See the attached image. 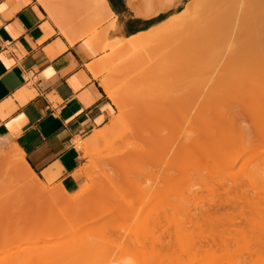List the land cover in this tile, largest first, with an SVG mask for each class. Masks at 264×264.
Returning a JSON list of instances; mask_svg holds the SVG:
<instances>
[{"label": "bare ground", "instance_id": "obj_1", "mask_svg": "<svg viewBox=\"0 0 264 264\" xmlns=\"http://www.w3.org/2000/svg\"><path fill=\"white\" fill-rule=\"evenodd\" d=\"M89 1L91 3V6L94 9H97V11L99 9L103 14H107L108 17L110 16V14L113 13L107 0H89ZM145 1L149 3L146 11L144 12L146 15L147 14L150 15L149 13L153 12V9H155V7H157L159 4L166 5V2L162 3V0L157 1V2H153V0H145ZM199 1L200 0H190L185 5V7L177 13L179 16L177 15L178 17L175 20L170 21L168 18L170 22L167 20L166 22L167 24L164 22L165 24L164 23L163 25L161 24L162 26L160 25H159L160 27L156 26V28L162 27L161 28L162 32H160V29L159 30L158 29L155 30L154 28L150 29V32L152 33L155 32L154 33L155 35L152 34L153 38L154 36H158L159 34L164 33L170 29L176 28L180 24H185V25L187 24V26L191 25L192 27L199 28L200 31L198 33V36H199L198 38L201 41H205V42L211 41L216 36L217 32H219V29L222 27L223 24H225L226 26L227 25L229 26L230 33L233 35L234 38L236 37V35L237 37L238 36L241 37L243 35H245L246 37L247 36L251 37V33H253V35L255 36L256 34L261 35L262 32H264V0H206V1L204 0L205 5H202L203 4L202 2H201L202 4L200 5V6H203L202 12L199 14H196V16L194 15L195 16L194 18V16L191 15V12H192L191 8L197 6V3ZM39 2L43 6L48 7L47 3L44 0H39ZM170 2L169 4H171ZM176 3L177 1L172 4H176ZM129 6L138 15L139 11L135 9V7H133L130 1H129ZM137 6L138 5H136V7ZM223 7L226 10L225 11L226 15L220 16V14L222 13ZM193 13H197V12H193ZM112 23L114 22L112 21L110 23L111 27L113 26ZM157 31L159 32V34L156 33ZM244 31H247V33L245 34ZM139 34H137L138 36L136 35L134 37L132 36V37L127 38V41L121 40L122 42H124L123 44L121 41L116 42L118 39L112 42V44L116 43L118 45V46L116 45L117 49L118 47L120 48L122 47L121 51L123 49H125L123 51H126L127 48L130 50L135 49L134 47H139L142 45V44L140 45L138 42L140 41L142 42V40L144 41L143 35L145 34L144 33H142V35L141 34L139 35ZM135 43L136 45L138 44V46H135ZM176 50L177 48L174 49V51ZM233 51L236 52L238 50L237 49L232 50V52H230L229 55L228 53L227 54L225 53L226 55L229 56L228 58H231L230 55H232ZM239 52L237 55H239ZM259 52H261V50H259ZM176 53H173V55ZM245 53L243 56H245ZM179 54H180V51L178 50V55ZM246 55H248V53ZM256 55H257V52H256ZM261 55H262L261 53L258 54L259 57ZM176 56L177 55H175V58L173 57L175 60L178 59V57L176 58ZM240 57H241V53H240ZM261 63L262 64L264 63V59L262 60ZM173 68H171V70L174 71L173 73L177 75V73H175L177 70L176 66H175L176 70ZM252 70L254 71V69ZM262 70H264V68H262L261 70L255 69V71H258L255 76L256 77L259 76V78L261 77L260 80L256 79V82L258 83L260 81V84L259 83L257 84L256 82L250 83L251 81L249 80V78L247 79L248 84H246L245 80L247 76L246 77L243 76L244 78L243 77L242 78L244 79V81L241 79L240 83L238 82L239 86L228 87L230 86V84H228L226 85L228 88H226V86L225 87L222 86L219 88L216 86H212V87H209L210 89L209 88L202 89L198 93L199 97L201 96L202 99L198 101L199 103L198 102L196 103V105L194 106L195 109L190 108V111H189L185 106H176L173 109L170 107L172 110L167 111V114H166L167 117L165 121H162V122L158 121L159 123L158 122L155 123L154 127H156L157 130L152 128L153 133H151L152 131L150 132L152 136L149 135L150 137L145 138L146 142L149 141L150 147L147 148L148 147L147 146L144 148L141 146L142 144L138 145V148L136 146V148L138 149V152L135 151L136 154L138 153L137 158H134L135 156L132 155L133 156V157L131 156L132 159L128 161L129 157L126 155V157H128L127 159L125 155L122 156L123 153L119 154L120 157L122 156L123 161H121L122 159H119L120 160L119 161L118 159H116V157H113L114 158L113 162H115V160L117 162L118 160V163H117L118 166L116 167V169L114 168L115 170H113V168H110L111 170H105V171L101 170L102 171L101 173L99 172V174H96L97 176L99 175L98 176L99 179L97 178V176L91 175V173L89 172L91 176L90 178L91 180H94L92 179V177L95 176L96 178L95 180L98 182L102 181L103 183L104 182L110 183L111 187L113 185V187L115 188L116 193L117 191H119V190H116L117 187L119 188L122 187V189L121 188L120 189L125 191L124 189H127V187L129 186H127L126 188L124 187L126 185H129V183L134 184L132 186L133 187L135 186L136 188H138L137 186L140 187L141 183H142L141 186H143V184L147 183L149 178L151 179V175H152L154 178L153 183H152L153 185H151V188L149 189L150 184H148L149 187L147 189L150 191L153 190L152 191L153 194L155 193V191L156 193H158V191H160L163 194L167 193V195L165 194L163 198H165V196L166 198H168L169 196L168 193L171 195L169 196V200H165L166 202L164 201V199L162 200L164 201V203L163 202L161 203L159 201V196L161 195L160 192L158 193L160 195H157L158 197L156 196L155 199L153 198L152 195L150 196L153 198L150 201H153L152 202L153 204L151 205L153 209L152 208L151 209L154 210V212L150 210V213L152 211V214H153V216L150 215V219L152 218L153 220L152 219L150 220L152 222V225L151 227L149 226L150 227L149 230H151L152 228L151 230L152 232L150 233L151 234L150 245H148L149 247L148 246L147 247L148 249H151V251L153 250L152 252L149 250V253L151 252L153 254L148 256V249H146V247H144L145 245L143 244L144 240L143 242H141V240L145 236L143 234H146L145 232H143V234L140 233L143 236V238L141 236L142 238L141 240L138 241L136 240L137 238L135 239L136 247H137V244H138V247H141V248H137L136 256L131 254L130 251H127L130 253L126 252L127 255L131 254L130 257L133 255V258L135 259H137L136 257L138 255L141 256V254H138L139 252L143 253L142 255H145V257L143 256L141 260L140 259L141 257L139 258L138 256L139 260H136V261L139 262L141 260L144 263H140L141 262L140 261L138 264H176V263L177 264L178 263L179 264H192V263L196 264L197 262H198L197 264H203V263L204 264H224V263L225 264H264V221H263L264 214L262 215V217L259 216V214L261 215L262 213H264V86H263L264 80H262L264 79V75H263L264 72L262 74ZM259 72L261 73L258 74ZM261 74L263 77L260 76ZM253 75L254 74H252V76ZM252 76H249V77H252ZM255 78H254V81H255ZM261 81L263 83H261ZM242 82H245L244 83L245 85H240L242 84ZM236 84L237 83L235 82V85ZM104 88L107 94L109 95V97H111V99L117 106L118 114L116 118L110 123V126L108 127L107 130H104V131L96 130V132L91 136V138L89 137V139L85 140L81 144V147L84 149L88 148L90 144L100 139L105 138V135H107L108 130L111 128L113 129L114 126L117 125V123L120 121L122 116L127 112L125 104H127L126 102H129V101L125 99L126 97L125 94H122V92L117 90L114 86L106 82L104 83ZM212 98H213V101H211ZM173 101L174 100H172V102ZM172 105L175 106L174 103ZM192 109H194L195 115L193 114V112L191 114ZM189 113L193 116V118H191L192 116H190L191 119L188 120L187 116H189ZM186 120L189 123L188 128L189 127L191 128H189L187 130V134L184 137H182L181 135H178L177 130L180 129V127L182 126L181 124L187 123ZM248 120H252L253 123L252 121H251V124L247 123L246 121ZM192 126L193 127L195 126L197 128L195 127L192 128ZM132 132L134 131L132 130ZM132 132L131 134L129 132L128 133L131 136H133ZM126 135L128 134L126 133ZM143 140H144V137H143ZM137 149L131 150V153ZM199 149L201 150V152L197 155L196 154L193 155L195 153L194 151L199 150ZM148 150H152L154 151V153ZM172 150L175 151V154L173 153L174 155H169V153ZM233 151H238V152L236 154L235 153L231 154ZM253 151H254V154H252ZM124 153L126 154V152ZM131 153L129 154V156L131 155ZM157 154L163 155V156L159 155L161 156L160 157L161 159H157L159 158L158 156H155ZM6 156L8 157L7 159L11 158V160L13 161L14 163L13 165L15 167V169L13 170L17 172L15 174L16 175L18 174L17 177L20 178V179L18 178L19 180L24 182L29 187L38 186L34 182L37 180L36 176L33 173H31V171L27 168V166L23 163V161H21L22 156L18 152L17 147L15 145L7 148ZM245 156H247V158L246 160H244V163H242L244 168H241L235 172H230V170L227 169L228 166L230 167L235 162H237L239 159H243ZM151 157L154 159V161L151 159ZM117 158L119 157L117 156ZM107 161L109 160L107 159ZM144 161H146L147 164L149 163L151 165L153 162H155L153 163V168H151L153 171H151L150 167H148L149 164L147 165V167L146 166L144 167V165H146L144 164ZM212 163L217 165L218 168L214 169L213 167L214 170H210L209 165H211ZM111 165H112V162H111ZM111 165H109V167ZM159 165L163 166L162 169H164L166 173L164 175V178L162 176L157 175L158 171L155 174L156 170L157 169L159 170V168L156 169L155 166L157 167ZM183 166L187 167V170L184 169L185 170L184 173L181 172ZM180 167H181V170L179 169L180 170L179 172L177 170L178 174L180 175L182 173L185 175V173H187L188 175L186 177L183 175L182 178H180L181 176L179 177L178 174L176 175L177 172L175 169H178ZM147 168L150 170L147 171ZM172 168H175V169H172ZM143 169H144L143 172L145 171H147L148 173L150 172L149 174L151 175H148V173L145 175L143 174V172L141 173ZM171 169L175 170L174 171L176 172L174 173L175 175H173V173H168V171L170 172ZM162 172L163 170H161L159 174H161ZM142 174H143V177L149 176L146 182H144V180L146 179L142 177ZM189 174H194L197 177L196 182L198 183L200 182L201 184L191 185V183L193 182H187L191 180L189 178ZM159 177L164 179L163 182H161L162 179ZM184 177L187 181L183 179ZM141 178L144 180H142ZM179 178L183 180L184 182L182 185L180 184ZM96 181H91V183L93 184ZM149 182L151 183L150 180ZM120 183L122 184L120 185ZM92 184H91V187L95 188L94 187L95 185L93 184L94 186H92ZM135 184L136 185L139 184V185L136 186ZM96 185H97V182H96ZM146 185H144V187ZM217 185H219L220 188H218ZM135 187H134V190L136 189ZM110 188H108V190H111ZM93 190L97 191L96 189H93ZM125 192L119 191L118 194L120 195V193H122L124 195ZM178 192L180 194H178ZM88 193L90 194V191ZM50 194H53V193H50ZM85 194H87V192H85ZM95 194L98 197L101 196L99 192ZM113 194H115V192ZM83 195H81L79 199L77 198L78 200L77 199L73 200L72 198L69 197L68 199L69 201L68 200H62V201L58 200L57 202L55 201L56 204L53 202L55 204V207L57 206L58 202L66 203L68 201L66 204L70 202L73 205L71 210L73 211L74 209V211L73 212L71 211L72 214H68V215L72 216L76 210L77 214L76 213L74 214H76V216L78 215L79 219L77 218L76 221H73L75 224L72 223L71 219H70L71 220L70 222L68 218H67L68 220L66 219V222L69 221L70 223H72L70 224V227L68 226L69 223L65 222L66 225H64L63 220L60 221L63 224L62 226H65V227L68 226V228L67 227L66 228L69 230L70 228L72 230L73 225H74L73 227H76L77 225L83 222V220L81 221L82 214H81V217H79L80 215L79 212L84 213L86 210H88V208H90V204H92L93 202L92 200H93L94 195L93 197H91L92 195H89V196L88 195L83 196ZM107 195L108 194L106 193L103 196L106 197ZM110 195L109 197H111ZM102 198L101 197L98 198L97 201L99 200L100 202V199L102 201ZM96 202H94L92 206L95 208L96 206L98 207L100 205L101 207L102 203L98 202V205H95ZM124 202L125 200L123 201V204ZM120 203L122 204V202ZM131 203H134V202H131ZM131 203L129 204V206L130 205L132 206ZM54 204H52L51 202V205H54ZM146 204H148V202ZM105 205H102V206H105ZM134 205L135 204H133V206ZM59 206H61V204ZM74 206L75 208H73ZM85 206H86V209H84ZM53 207L54 206H52V208ZM93 207L92 209L94 210ZM111 207H113V205ZM166 207L170 209H167ZM34 208L35 206L31 208V211ZM165 208L169 212L166 210L165 212L164 211ZM48 210L50 211L49 208ZM58 210H60L59 211L60 213L64 212L62 211V209H58ZM93 210L91 211L92 213H93ZM44 211L46 212V209ZM52 213L53 212H51V214ZM150 213H148L147 215H149ZM96 214H98V212H96ZM160 214L162 215L167 214L166 218L168 219V221L164 225L160 221V217H159ZM169 214L172 216V218L169 217L170 216ZM52 215L49 218H52ZM74 216L75 215H73L71 218H74ZM94 217L93 219L90 218L91 219L90 221L88 220L91 223V226L92 225L95 227L100 226L98 223H96L98 220L99 221L101 220V219H98L100 215L97 218L96 217L94 218ZM147 217L148 216H146L145 219L148 222ZM171 220L173 221V224H174V230L173 232L169 233L168 227L171 226V223H170ZM139 221H141L140 218H139ZM146 221L144 222L145 224L148 225ZM51 222L52 221H50L49 224H51ZM49 224H47V226ZM141 226L143 227L144 225H141ZM141 226H139V228H141ZM103 227L98 230H97L98 227L95 228L98 232L102 231L103 233L101 232V234H96L92 232L91 235H88L89 234L88 233L87 236L88 237L90 236L89 237L90 240L86 236H83L86 239H82L81 237H76V236L75 238L71 237L73 238L72 241L66 243L68 245V246L66 245V247H68L67 251L63 249L64 252L66 251L64 253L65 259H61L62 257L61 254H58L60 256V260L59 259L57 260L58 257L57 258L52 257L53 259L49 257L51 256L49 255V251L51 250H48L47 247H49L50 244L48 245L46 244L38 245L37 244L36 245L37 243L36 242L37 240H36L34 241L36 243H34L33 245V248L36 250L30 253L27 264H124L120 260V258L118 260H120L121 263L119 261H118L119 263L116 261L117 257L116 259H113L114 258L113 256L116 254L115 253L116 250H118L116 247L119 248L120 245L122 246V243L120 244L118 243V241L114 243V240L110 237L111 235L109 237L113 241L107 238L109 234L106 235V230H104L106 227L104 228ZM36 228L37 230L38 229L41 230L45 228V225H42V226L36 225ZM147 229H148V226H147ZM142 230L145 231L146 228L144 229L143 227ZM164 232L166 233V237H168L167 241L163 240L164 235H165ZM127 233L124 234L123 236L127 235ZM62 234H64V231H58V233L56 234V238ZM116 235L119 236V234H116ZM171 236H172V239H171ZM121 241H124L125 243H127L126 241H128V239L127 240L121 239ZM137 242H139L140 245ZM146 243L149 244L148 241ZM127 245L129 246V244H126V247ZM58 246L62 247L60 242ZM112 246L116 248V250L114 248H111ZM122 247H123V251L125 252L126 247L125 246H122ZM122 247L120 248L122 249ZM164 247L166 249L168 247L169 248L168 250H164L165 249ZM24 248L26 249V247ZM132 248H130V250ZM61 249L62 248H60V250ZM177 249H179L178 252H177ZM146 250H147L146 252L147 254L144 253ZM20 251H22V249H19L16 252H20ZM132 251L135 254L136 251L133 249ZM14 252L6 256H0V260H8L14 254ZM117 253L119 254L118 251ZM120 253H122V251ZM14 255H17V254L15 253ZM46 256L49 257L50 261H48L49 259ZM120 256L121 257L123 256L125 258L124 255H120ZM126 257H129V256H126ZM144 258H146L145 261H143ZM45 259H48V260H45ZM128 260L129 258L125 259V263L126 262L127 264L130 263V261ZM203 260H205V262L206 260L208 261L205 263ZM132 261L133 260H131V262ZM17 264H20L19 260Z\"/></svg>", "mask_w": 264, "mask_h": 264}, {"label": "rangeland", "instance_id": "obj_2", "mask_svg": "<svg viewBox=\"0 0 264 264\" xmlns=\"http://www.w3.org/2000/svg\"><path fill=\"white\" fill-rule=\"evenodd\" d=\"M44 1L48 4L49 8L52 11H54L57 14H59L60 16H62L66 21H68L70 23H75L76 25H85L86 24L87 26L91 27V29L89 30L90 31L89 37L92 34L96 33L99 37L100 44H103V43L107 44L106 47H104L102 49H98V51L102 52V56L98 59V62L101 65V68L99 70V74L101 75V82L103 84V81H105L106 83L114 86L117 90L122 92V94H125V96H126L125 99L129 101V102H126L127 104H125L127 112L125 110L126 113L122 116V118L117 123V125H115L113 129L111 128L108 130L107 135H105V138L100 139V140L90 144L88 146V148H86V149L81 148V144L85 140L89 139V137L84 139V140H77L76 141V147L81 152L82 160H83V164L81 165V167L79 168V170L77 172V176L79 177V179L82 182V188L76 194V196L73 197L72 199L73 200H76L77 198L79 199L81 197L79 195H83V194H84L83 196L92 195L91 197H93V195L95 193L99 192V194L101 196L98 197L95 194L93 197V200H92L93 201L92 204H94V202H96L98 198L103 197L102 201H101V199H100V202L98 200L95 203V205H98V202L102 203V205H105V204L106 205L105 206L101 205V207L99 205L98 207L96 206L94 208L92 206V204H90V208H88V210H86L84 212V213L88 214L87 215L88 219H86L84 222L77 225L76 227H72V230L69 233L70 236L68 239L50 243V246L47 247L48 250H51V251H49V255H51L49 257L51 259H53L52 257H55V258L58 257L57 260L58 259L60 260V256L58 254H61V256L63 257V258L61 257V259H65L64 253L67 251V248H68V247H66V245H67L66 243L71 242L72 239L75 238V236L81 237L82 239H86L83 236L88 237L87 236L88 233H89L88 235H91L92 232L96 233V234H101L102 231H99L100 232L99 233L97 230L101 229L104 225V227H106L104 229V230H106V235L109 234L107 238L110 239V237H111L114 240V243L118 241V243H120V244L122 243V246H125V247H126V244H129V246L127 245L126 248L124 247L125 252L123 251V247L121 245H120V247H122V249L120 247L119 248L116 247L118 250H116V248H114L113 247L114 245H113L111 248H114L116 250V252H115L116 254L113 256L114 257L113 259H116V257H117V260H116L117 262L119 261L121 263V261H122L124 264H127V262L125 263V259L129 258L128 261H130L131 264H135V263L138 264L142 260V257L143 256L145 257V255H142L143 253H141V252L138 253V254H141V256L138 255L139 258L141 257L140 258L141 260L139 262L136 261V260H139L138 256L136 257L137 259L133 258V255L136 256L137 248H141V247H138V244L136 247L135 239L137 238L136 240H138V241L141 240L143 238V236L141 234H143V232H145L146 234H143L145 236L141 240V242H143V240H144L143 244L145 245L144 247H146V249H148V247H149L148 245H150V241H151V237H150L151 234L150 233L152 232L151 231L152 228H151V230H149V229L152 225V222L150 221L152 218L150 219V215L153 216L152 211L154 212V210H152L153 208L151 206L153 204L152 203L153 201H150V200L153 198L155 199V197L157 195L161 194L159 196V201L161 203L162 202L164 203L165 200H169V196H171V195L168 193V195H169L168 198H166V196H165V198H163L165 194L167 195V193H165L166 191L164 192L165 194L161 193L160 191H158V193L160 192V194L156 193V191L153 194V192H152L153 190L150 191L147 189L149 187L148 184H150L149 189L151 188V185H153L152 183H153V179H154L153 176L151 174H149L150 172L148 173L147 171H149L151 168H153V163H155V162H153L152 165L148 163L149 165L152 166L151 167L147 164L146 161H144V164H146V165H144V167L145 166L147 167V165H148V167H150V169L147 168V171H145L146 173L143 172L144 171V169H143L141 171V173L143 172L144 175L148 173V175H151V179H152V180L150 178L148 179L149 176L143 177V174H142V177L144 179H146V180H144L141 178L142 180H144V182H146L148 179V181L146 183L147 185L143 184V186H141L142 183L141 184L139 183L140 187H142V188H140L139 186H137L139 184H137V185L135 184L138 188H136L134 186L136 188L134 190V187L132 186L134 184L129 183V185H126L124 187V188H126L127 186H129V187H127L128 190L124 189L125 191L127 190L126 192L121 190L122 187H120L121 188L120 189L119 187L116 186L117 187L116 190H119L120 192H125L124 195H126V196H124L122 193H120V195H121L120 196L118 194L119 191H117V193H116L115 188L113 187V185L111 187L110 183H105V182L103 183L100 180H99L100 182L96 181L95 180L96 179L95 176H97L96 174H99V172L101 173L102 171H105V170H111L110 168H113V170H115L116 167L118 166L117 165L118 160L122 159L121 161H123V158H122L123 155H125V157H126V155L129 157L128 161H130V159H132L133 156H135L134 158H137L138 153L136 154L135 151L138 152V149H137L138 145L142 144L141 146L144 148L147 146H148L147 148L150 147L149 141L146 142L145 138L152 136L151 133H153V129H156V127H154L155 123H157L158 121H161V122L165 121V119L167 117V115H166L167 111H169V110L171 111L176 106H185L190 111V108H194L196 103L200 99H202V97L201 96L199 97V95H198V93L202 89H208L209 87H212V86H216L218 88L222 87V86L225 87L228 84H230V86H228V87L239 86L238 82L240 83L241 79L244 81L243 78L246 76H247L246 80H245L246 84H248V82H247L248 78L251 81V82L249 81L250 83H252V82L255 83L256 79L260 80L261 77L259 78L258 74H260L261 72H259L257 74L258 77H256L255 75L258 71H255V69L261 70L262 68H264V65H263L264 63L263 64L261 63L262 60L264 59V32H262L261 35L256 34L255 36L253 35V33H251V37L250 36L246 37L245 35H243L245 37H243V36L237 37V35H236V37L234 38L233 35L230 33L229 26L228 25L226 26L225 24H223L222 27L219 29V32H217L216 36L211 41L205 42V41H201L198 38L199 37L198 33L200 31L199 28L192 27L191 25L187 26V24L186 25L180 24L176 28L170 29L166 32L163 31L164 33H161V34H159V32L157 31L156 33L159 35L154 36V38H153V35H155L154 34L155 32L153 31L154 29L155 30L160 29V32H162V29H161L162 27L156 28V26L157 27L162 26L164 22L165 23L167 22L168 18L170 21L175 20L179 16L177 13L181 9H183L185 7V5L190 0H179V1L178 0H171V2H170V0H162V3L166 2V5H160L159 4L160 6L158 5L157 7H155V9H153V12L149 13L150 15H148V14L146 15L144 13L148 7V4H149L145 0H137L138 2L136 0H135L136 2L134 0H115L114 2L112 0H108V3L111 7V10L113 11V13L110 14L109 17L107 14H103L101 11L95 10L91 6V3L89 0H44ZM129 1L133 5V7H135V9H137L139 11L138 15L134 12L133 9L130 8ZM157 1H160V0H153V2H157ZM168 1L171 4H169ZM176 1H177L176 4H172ZM201 4L205 5L204 0H200L197 3V6L191 8V11H192L191 15L192 16H194V15L196 16V14H199L202 12L203 6H200ZM136 5H138V6L136 7ZM225 11L226 10L223 7L222 13L220 14V16L226 15ZM193 12H197V13H193ZM195 16H194V18H195ZM172 17H174V18H172ZM112 21L114 23H112L113 26L111 27L110 23ZM103 23H105L103 28L99 29ZM152 28H154L152 30L154 33L150 32V29H152ZM244 32H245V34L247 33V31H244ZM139 33L141 35H142V33L145 34V35H143L144 41L143 40H142V42L140 41L141 43L138 42L140 45L141 44L142 45L139 47H134L135 49L130 50L127 48L128 50L126 49V51H123V50H125V49H123L121 51L122 47L121 48L118 47V49H117L118 45L116 43H113L115 45L112 44V42L116 41L117 39L119 41L117 40L116 42H120L121 40L127 41V38L132 37V36L134 37ZM249 37H250V39H249ZM123 43L124 42H122V44ZM110 44H112V45H110ZM135 46H138V44L136 45V43H135ZM176 48H177V50L174 51V49H176ZM236 49L238 51H236V52L233 51L232 55H230L231 58H228L229 53L232 52V50H236ZM178 50L180 51L179 55H178ZM247 50H248V52H247ZM259 50H261V52H259ZM262 51H263V53H262ZM238 52H239V55H237ZM245 52H247L248 55H246L247 53H245ZM256 52H257V55H256ZM173 53H176V54L173 55ZM225 53L226 54L228 53V55H226ZM240 53H241V57H240ZM244 53H245L246 57L243 56ZM260 53L262 55L259 57L258 54H260ZM175 55H177L176 58L178 57L179 60L174 59ZM234 55H235V57L236 56L237 57L235 58ZM233 58H235V59H233ZM260 59H261V61H260ZM261 65H262V67H261ZM173 66H174V68H173ZM175 66H176L177 70H176ZM171 68L176 70L175 73H177V75L173 73L174 71H172ZM252 69H254V71ZM263 72H264V70H262V74H263ZM252 74H254V75L252 76ZM262 74L260 76H262ZM249 76H252V77H249ZM253 77L255 78V81H254ZM251 79H253V80H251ZM262 80H264V79H262ZM235 82L238 85L237 84L235 85ZM263 82L261 81V83H263ZM244 83L245 82H242V84H240V85H245ZM258 83L260 84V81ZM228 87L226 86V88H228ZM123 97H124V95H123ZM172 100H174V101L172 102ZM211 101H213V98ZM173 103L175 106L172 105ZM186 105L189 107H187ZM194 109L191 110V114H192V112L194 114ZM117 114H118V110L116 107L115 115H113L111 117L110 121L103 128H101L99 130H103V131L107 130L108 127L110 126V123L116 118ZM191 114L189 113V116H187L188 120L193 118V116ZM190 116H192V117L190 118ZM251 121L252 120H248L246 122L251 124ZM252 123H253V121H252ZM188 124L189 123L187 121V123L181 124L182 125L181 127L179 126L180 129L177 130L178 135H181L182 137H184L187 134V130L189 128H191V127L188 128V126H189ZM194 127L192 126V128H194ZM195 128H197V127H195ZM132 130L134 132H132ZM128 132L130 134L132 132L133 136H131ZM139 132H140V134H139ZM126 133L128 135H126ZM91 136H90V138H91ZM143 137H144V140H143ZM11 143L12 142L10 140H5V137L0 135V203H2V204H0V215L8 213L11 216L10 218L15 219L16 218V217H14L15 214L19 213V211H20L19 210V208H20L19 198L26 195L27 187L25 186L24 183H22L21 180H19L20 178L17 177L18 174L17 175L15 174L17 172L15 170H13V169H15V167L12 164L13 162H12L11 158L7 159L8 157L6 156V151H7L8 147L13 146V144H11ZM136 146H137V148H136ZM132 148L137 149V150H134L133 151L134 153L133 152L131 153V150H133ZM174 150H172V151H174ZM148 151H152V150H148ZM124 152H126V154ZM171 152L169 153V155L175 154V151L172 152V154H171ZM194 152L195 153L193 155H195V154L197 155L201 152V150L199 149V150H196ZM237 152L238 151H233L231 154H233V153L236 154ZM130 153H131V155L129 156ZM148 153H150V152H148ZM152 153H154V151H152ZM119 154H122V156L120 157ZM252 154H254V151ZM116 155L119 158H117ZM159 155L163 156L162 154H159ZM159 155L158 154L155 155V156L159 157L157 159H161L160 158L161 156H159ZM113 157H116V159H118L117 162H116V160H115V162H113L114 161ZM128 157H126V158L128 159ZM110 158L112 161L110 160ZM246 158H247V156H245L243 159H239L237 162H235L233 165H231L232 167L228 166L227 169H229L230 172H235L241 168H244L242 163H244V160H246ZM107 159L109 161H107ZM151 159L154 161V159L152 157H151ZM110 161L112 162V165H111ZM107 164H108V166H107ZM109 165H111V166L109 167ZM209 166H210V170H214L215 168L216 169L218 168V166L215 165L214 163H212ZM162 167L163 166H160V165L157 167L155 166L156 169L159 168V170L158 169L156 170L155 174L158 171L157 175L162 176L164 178V175L166 173H165L164 169H162ZM213 167H214V169H213ZM207 168H208V166H207ZM172 169H175V168H172ZM179 169L181 170V167L178 169H175L176 172H177V170L179 172L180 171ZM184 169L187 170V167L183 166L181 172L184 173V171H185ZM220 169H221V167H220ZM161 170H163V172H162L163 174L162 173L159 174L161 172ZM171 170H170V172L168 171V173H173V175H175L174 174V173H176V172H174L175 170H172V171ZM151 171H153V170L151 169ZM87 172L89 175L87 174ZM89 172L91 173V175H95L92 177V179H94V180L90 179L91 176H90ZM178 172L176 173V175L178 174ZM141 173H140V175H141ZM183 175L184 174L181 173L179 175V177L181 176L180 178H182ZM187 175L188 174L185 173L184 176L186 177ZM98 176H97V178L99 179ZM139 177H141V176H139ZM185 177L183 179H185ZM159 178H161V177H159ZM163 178H161L162 179L161 182H163V180H164ZM180 178H179V181H180V184L182 185L184 182ZM189 178L192 181L191 180L187 181L186 179L185 180L187 182H193V183H191V185L201 184L200 182L199 183L196 182L197 177L194 174H189ZM149 180L151 181V183L149 182ZM91 181H96L97 185L95 182V183H93L95 185L94 186L91 183ZM91 184L95 188L91 187ZM107 184H108V186H107ZM121 184L122 183H120V185ZM161 184H163V183H161ZM144 185H146V186L144 187ZM217 186H218V188H220L219 185H217ZM92 188L96 189L97 191L93 190ZM104 188H106V189H104ZM108 188H110L111 190H108ZM90 189H92L93 192ZM132 190H134L135 192ZM89 191H90V194L88 193ZM85 192H87V194H85ZM114 192H115V194H113ZM181 192H183V191H181ZM106 193L108 195L106 197L103 196ZM178 194H180V193L178 192ZM109 195L111 197H109ZM151 195L153 196V198L150 197ZM95 196H96V198H95ZM123 197H124V199H123ZM163 199H164V201H162ZM104 200H105V202H104ZM121 200H123V201L125 200L124 204H123V201H121ZM141 201H142V203H141ZM120 202H122V204ZM126 202H127V204H126ZM131 202H134V203H131ZM136 202H137V204H136ZM147 202H148V204H146ZM130 203L132 204V206L130 205L131 208L129 206ZM133 204H135V205L133 206ZM112 205H113V207H111ZM145 205H146V207H145ZM34 206L36 208V205H34ZM34 206H32V205L28 206L29 207L28 211H31V208H33ZM138 206H139V208H138ZM92 207L94 208V210L92 209ZM166 208L164 209V211L165 210L168 211L167 209H170V208H167V209ZM84 209H86V206ZM96 209H97V211H96ZM92 210H93V213H94L96 218L100 215V217L98 219H101V220L100 221L98 220L99 222L95 221L100 226H96V227L93 225L91 226V223L89 221L91 220L90 218L93 219V217H94L93 213L91 212ZM116 210H117V212H116ZM150 210H152L151 213H150ZM75 212H76V210H75ZM96 212H98V214H96ZM147 212L150 214L147 215L148 214ZM106 213H107V215H106ZM162 214H160L159 217H160V221L164 225L167 223L168 219L166 218L167 214L166 215H162ZM170 214H171V212H170ZM263 214L264 213H262L261 215L259 214V216L262 217ZM143 215H144V217H143ZM146 216H148L147 217L148 222L145 219ZM169 217L172 218L171 215ZM139 218L141 219V221L145 219L144 221H146L148 223V225L145 224L144 221H142L143 222V224H142V222L139 221ZM263 221H264V219H263ZM150 222H151V224H150ZM170 223H171V226L168 227L169 233L173 232V230H174L173 221L171 220ZM138 225L139 226L144 225L143 227H144V229L146 228V230L143 231L142 230L143 227L141 226V228H142L141 229V228H139ZM145 225L148 226V229H147V226H145ZM95 228H97V230ZM124 232H126V233L129 232V233H127V235L123 236L124 234H126ZM65 233L66 232H64V234ZM64 234H62V235H64ZM116 234H119V236H117ZM62 235H60V236H62ZM101 236H103V235H101ZM141 236H142V238H141ZM71 237H73V238H71ZM103 237H105V236H103ZM147 237H148V239H147ZM165 237H166V233L164 235L163 240L167 241L168 237H166V238ZM88 238H87V240H88ZM112 239H110V240H112ZM121 239H124V240L128 239V241H126L127 243H125L124 241H121ZM171 239H172V236H171ZM89 240H90V238H89ZM119 240H120V242H119ZM147 241L149 244L146 243ZM59 242H60L62 247L58 246ZM56 243H58V244H56ZM137 243H139V242H137ZM111 245H112V243H111ZM139 245H140V243H139ZM54 246L57 248H55ZM60 248H62V249L60 250ZM130 248H132L133 250L136 251L135 254L132 251V249L130 250ZM168 248L167 249L165 248L164 250H168ZM63 249H65L66 251L64 252ZM149 250L151 251V249H148V256L153 254V253H151L153 250L150 253H149ZM52 251H54V252H52ZM117 251L119 252V254L117 253ZM121 251H122V253H120ZM127 251H130L131 254H133V255L130 257L131 254L127 255V253H130ZM178 251H179V249H177V252ZM146 252H147V250L144 253H146ZM55 253H56V255H55ZM52 255H54V256H52ZM120 255H124L125 258L123 256L121 257ZM126 256H129V257H126ZM49 257H47V258L49 259ZM119 258L121 261L118 260ZM121 258H123L124 261ZM48 259H45V260H48ZM145 259L146 258H144L143 261H145ZM131 260H133L132 262H134V263H132ZM208 260H206V262ZM48 261H50V259ZM203 261L205 262V260H203ZM203 261H201V262H203ZM130 263H128V264H130ZM140 263H144V262L141 261ZM192 264H194V263H192Z\"/></svg>", "mask_w": 264, "mask_h": 264}, {"label": "crops", "instance_id": "obj_3", "mask_svg": "<svg viewBox=\"0 0 264 264\" xmlns=\"http://www.w3.org/2000/svg\"><path fill=\"white\" fill-rule=\"evenodd\" d=\"M90 29L66 21L39 0H0V135L17 147L38 185L22 182L27 192L19 198L15 219L0 215V256L17 254L0 264H27L34 243L68 239L67 228L78 218L76 212V218L68 215L74 209L66 204L82 188L77 172L83 160L76 141L103 128L117 107L99 74L98 49L107 44H100L96 33L89 37ZM58 200L68 201L55 207ZM30 205L38 207L28 211ZM79 214L81 221L88 219ZM64 230L69 232L56 238Z\"/></svg>", "mask_w": 264, "mask_h": 264}, {"label": "flooded vegetation", "instance_id": "obj_4", "mask_svg": "<svg viewBox=\"0 0 264 264\" xmlns=\"http://www.w3.org/2000/svg\"><path fill=\"white\" fill-rule=\"evenodd\" d=\"M113 2L115 1V0H112Z\"/></svg>", "mask_w": 264, "mask_h": 264}]
</instances>
